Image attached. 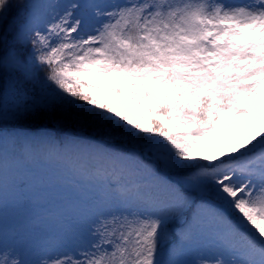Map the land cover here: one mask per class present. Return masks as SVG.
I'll return each instance as SVG.
<instances>
[{"label": "snow or ice", "instance_id": "1", "mask_svg": "<svg viewBox=\"0 0 264 264\" xmlns=\"http://www.w3.org/2000/svg\"><path fill=\"white\" fill-rule=\"evenodd\" d=\"M41 167L0 264H264V0H0V209Z\"/></svg>", "mask_w": 264, "mask_h": 264}, {"label": "rangeland", "instance_id": "2", "mask_svg": "<svg viewBox=\"0 0 264 264\" xmlns=\"http://www.w3.org/2000/svg\"><path fill=\"white\" fill-rule=\"evenodd\" d=\"M243 3L245 0H232ZM61 173L45 167L33 171L32 179L23 188L10 193L0 209L5 227L12 228L29 224L41 231H55L57 225L47 213L76 196L74 190L61 182Z\"/></svg>", "mask_w": 264, "mask_h": 264}, {"label": "trees", "instance_id": "3", "mask_svg": "<svg viewBox=\"0 0 264 264\" xmlns=\"http://www.w3.org/2000/svg\"><path fill=\"white\" fill-rule=\"evenodd\" d=\"M13 11H15V9ZM41 75H43V73H41Z\"/></svg>", "mask_w": 264, "mask_h": 264}]
</instances>
